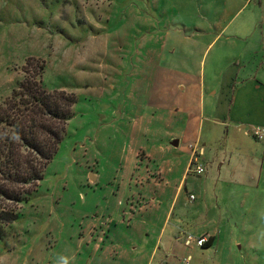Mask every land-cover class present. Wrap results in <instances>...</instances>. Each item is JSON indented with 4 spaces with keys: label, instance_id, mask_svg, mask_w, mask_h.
<instances>
[{
    "label": "rangeland",
    "instance_id": "374dc122",
    "mask_svg": "<svg viewBox=\"0 0 264 264\" xmlns=\"http://www.w3.org/2000/svg\"><path fill=\"white\" fill-rule=\"evenodd\" d=\"M233 1L0 0V76L4 77V83L0 80V94L7 91L11 95L19 80L24 79L22 67L33 57L31 54L49 40L47 30L78 43L81 29L98 35L106 31L102 26H107L108 34H118V48L113 51V57L122 61L114 72L104 75L105 80L118 85L104 96L100 90L101 79L59 66L55 62L57 56L52 57V61L46 58L44 86L48 90L70 88L72 91H67L74 92L78 98L76 115L43 180L28 188L29 192L33 191L28 202L16 206L21 210L20 218L8 229L7 237L0 240V264H87L92 252L86 236L89 220L116 209L120 201L122 150L128 122L133 116L130 87L134 81L149 75L148 68V72L142 74L150 49L145 40L156 36L151 47L158 50L163 43V38L158 42L159 35L165 37V33L171 32L173 41L178 40L180 44L182 40L187 46L179 45L176 54L168 59L170 64L178 66L187 59L192 69L201 61L207 67L226 68L231 62L228 36L234 33L233 28L214 49H206L218 33L217 23L225 25L239 11L240 5ZM107 5L112 21L102 25L100 12L102 6ZM89 18L93 23H88ZM195 36L194 41L184 39ZM143 44H147V48H143ZM89 58L94 59L91 67H97L96 73L100 72V57ZM111 61L105 62L111 65ZM19 70L18 82L8 88L5 78L10 79V74ZM123 115H126L124 119ZM248 141L245 143L247 152H255L253 145L259 144L262 157L264 141L257 142L253 138ZM215 154L220 155L221 160L227 157L223 139L216 146ZM244 167L250 168L249 165ZM215 171L213 184L206 189L210 198L214 197L218 220L224 218V227L229 228L227 239L223 234L227 245L204 250L206 255L196 256L191 264H264V159L261 158L254 170L251 168L253 173L245 184L224 174L219 176L217 166ZM91 173L100 177V183L91 184ZM192 180L197 187L191 192L198 194L201 179ZM203 188L205 190V186ZM246 192L250 194L247 198ZM217 198L219 203H216ZM228 209L229 213H225ZM112 264H117L116 260Z\"/></svg>",
    "mask_w": 264,
    "mask_h": 264
},
{
    "label": "crops",
    "instance_id": "0c3cea01",
    "mask_svg": "<svg viewBox=\"0 0 264 264\" xmlns=\"http://www.w3.org/2000/svg\"><path fill=\"white\" fill-rule=\"evenodd\" d=\"M233 3L240 5L239 11L225 25L217 23L218 33L206 49H214L233 28L234 33L228 36L231 62L226 68L207 67L201 61L192 69L187 59H182L184 63L178 66L170 64L168 59L176 54L179 45L187 46L182 40L180 44L178 40L173 41L171 32L165 33V37L159 35L157 40L160 42L163 38V43L158 50L151 47L156 36L145 40L150 49L142 74L148 68L149 75L134 81L130 87L133 116L128 122L122 150L120 201L116 209L89 220L86 236L92 252L87 264H112L114 260L117 264H182L188 256L193 262L196 256H205L204 250L226 248L223 234L227 239L229 228L224 227V218L218 220L214 197L210 198L206 186L213 184L216 166L219 176L224 174L245 184L253 173L251 168L254 170L261 158L264 159V153L260 156L259 144L253 145L255 152L252 153L245 147L249 138L264 141L253 134L254 129L264 133V0H234ZM100 14V24L111 23L108 5L102 6ZM89 21L93 23L91 18ZM102 29L106 31L98 35L81 29L78 43L47 30L49 40L31 56L49 61L57 56L55 62L59 66L101 79L100 90L106 96L116 84L105 80L104 75L114 72L122 61L113 57V51L118 48V34H108L104 25ZM184 39L194 41L196 36ZM147 44L142 47L147 48ZM92 56L102 61L98 73L97 67H91L94 59L89 57ZM109 59L111 65L105 62ZM20 72L5 78L8 88L18 82ZM0 80L4 83V77L0 76ZM59 89L72 91L68 87ZM9 95L7 91L0 94V102ZM222 139L228 154L224 160L215 154ZM201 150L199 164L206 172L198 177L190 169L195 154ZM90 177L91 184L101 181L96 174L91 173ZM198 178L201 185L197 188L198 194H193L191 190L197 184L192 179ZM191 195H195L194 200ZM248 196L246 192L245 198ZM219 202L217 198L216 203ZM245 205L243 201L242 206ZM188 235L205 237L209 239L208 245L188 248L185 245Z\"/></svg>",
    "mask_w": 264,
    "mask_h": 264
},
{
    "label": "trees",
    "instance_id": "16d2710c",
    "mask_svg": "<svg viewBox=\"0 0 264 264\" xmlns=\"http://www.w3.org/2000/svg\"><path fill=\"white\" fill-rule=\"evenodd\" d=\"M46 68L44 59L28 58L24 79L0 102V240L19 220L16 206L28 202V188L43 180L76 115L77 95L48 90Z\"/></svg>",
    "mask_w": 264,
    "mask_h": 264
},
{
    "label": "built area",
    "instance_id": "2783aa9c",
    "mask_svg": "<svg viewBox=\"0 0 264 264\" xmlns=\"http://www.w3.org/2000/svg\"><path fill=\"white\" fill-rule=\"evenodd\" d=\"M253 134L256 137H258L259 139L264 138L263 133L259 129H254ZM202 154H203L202 150H201L200 154H195L193 163L191 165L190 171L196 175H203L206 172V168L202 164H199V157ZM191 199L194 200L195 195H191ZM208 240L209 239H207L205 237L198 238V237H195L193 235H188L187 238L185 239V245L188 248H191L193 245H197L199 247H204L209 242ZM191 261H192V257L188 256V257H186V259H184L182 264H191Z\"/></svg>",
    "mask_w": 264,
    "mask_h": 264
},
{
    "label": "water",
    "instance_id": "95a60500",
    "mask_svg": "<svg viewBox=\"0 0 264 264\" xmlns=\"http://www.w3.org/2000/svg\"><path fill=\"white\" fill-rule=\"evenodd\" d=\"M174 145H175V146H178V142H175Z\"/></svg>",
    "mask_w": 264,
    "mask_h": 264
}]
</instances>
